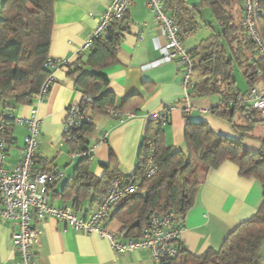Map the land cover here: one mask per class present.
Returning <instances> with one entry per match:
<instances>
[{
    "label": "crops",
    "instance_id": "1",
    "mask_svg": "<svg viewBox=\"0 0 264 264\" xmlns=\"http://www.w3.org/2000/svg\"><path fill=\"white\" fill-rule=\"evenodd\" d=\"M162 1L170 16L179 12L185 20H192L197 26H201L184 38L183 44L187 52L209 36V30L204 25L213 24L214 19L210 10L199 7L201 0ZM109 2L110 0H55L48 56L65 61L68 65L74 64L80 56L81 46L94 33ZM126 17L128 29L118 48L117 62L103 69L101 74L108 79L107 90L115 96L117 106L129 98L133 102L119 116L105 114L92 117L95 128L87 138L88 151L81 155L63 140L66 110L79 105L83 97L68 77L67 69H58L53 74L54 84L45 102L37 107L40 143L34 168L63 174L49 191L50 203L55 208L72 207L78 217L94 211L98 198L92 190L78 204L74 198L62 197L64 187L67 184L68 189L72 186L71 179L79 161L89 158V173L100 179L113 155L120 174L133 177L139 167V155L151 117L168 106H174L169 113V123L162 128L163 142L168 147L185 149L183 133L188 120L205 122L213 132L228 139H242L244 148L251 153H258L264 148V123L254 124L243 132L232 128L211 112L219 105L218 96L192 100V111L185 115L182 110L184 95L181 76L177 66L174 63L152 65L161 58L160 48L164 40L159 25L146 7V0H133ZM197 31H203L204 34L199 41L193 38ZM188 38L193 39H190L189 47L185 45ZM194 74L199 80L191 82L192 86L201 81L200 76ZM244 79L248 91V80L246 77ZM253 87L264 88V78L258 77ZM138 97L141 98V103L134 109L137 104L134 101ZM244 106L251 112L246 101ZM14 114L17 118H24L28 114V107L18 108ZM234 123L240 128L249 125L240 114L236 115ZM26 133L23 126L13 127L12 143L5 165L8 172H12L20 161ZM260 202L261 189L258 183L241 177L234 163L225 162L219 168L209 170L194 206L180 224L179 238L182 247L195 256L202 255L208 249L218 250L240 223L254 215ZM33 224L39 230L38 244L34 249L36 264H155L148 251L117 256L107 238L67 230L63 222L53 218L35 220ZM105 229L119 240H126L121 236L122 224L119 221L110 219ZM260 254L264 259V243ZM0 264H20L18 254L12 248V227L2 224Z\"/></svg>",
    "mask_w": 264,
    "mask_h": 264
},
{
    "label": "trees",
    "instance_id": "2",
    "mask_svg": "<svg viewBox=\"0 0 264 264\" xmlns=\"http://www.w3.org/2000/svg\"><path fill=\"white\" fill-rule=\"evenodd\" d=\"M54 1L0 0V113L15 117L18 108L30 106L49 73L44 69V63L50 49ZM199 7L210 10L214 22L204 25L209 36L188 52L194 59L192 75L197 73L201 78L199 83L190 86L188 97L192 102L218 96L219 105L211 110L212 114L238 131H248L250 126L264 121L256 120L237 99L244 100L256 79L264 78V57L257 55L252 44L245 43L241 0H201ZM171 17L182 41L188 33L201 28L192 20H185L179 12H174ZM126 21L125 16L124 22L112 24L104 38L96 39L90 51L68 66L67 75L75 89L82 94V99H89L92 104L88 121L71 131L73 151H88L87 138L95 128L94 115L108 114L107 110L122 113L133 102L129 98L117 106L115 96L107 90L108 79L101 74L103 69L117 62L118 48L128 29ZM258 25L264 38V0L260 4ZM235 69L248 80L250 89L245 93L236 88ZM139 99H135L134 109L140 105ZM237 114L249 122L248 127L235 125ZM183 137L184 150L168 147L163 142L162 128L154 120L149 122L139 155V167L135 175L128 178L141 177L149 143L155 146L157 172L143 179L137 192L126 197L110 219L122 224L124 239L137 238L147 226L150 214L164 216L172 212L175 227L181 228L180 224L194 206L207 172L231 162L238 167L241 177L255 180L261 189V202L254 215L240 223L218 250L208 249L195 256L182 247L176 258L161 264H262L264 148L251 153L244 148L242 139H228L216 134L202 121L187 120ZM119 173L113 155L100 179L89 173V158H82L71 179V188L68 189L67 184L61 195L74 198L76 204L90 190L100 197ZM56 182L49 184L48 191Z\"/></svg>",
    "mask_w": 264,
    "mask_h": 264
},
{
    "label": "built area",
    "instance_id": "3",
    "mask_svg": "<svg viewBox=\"0 0 264 264\" xmlns=\"http://www.w3.org/2000/svg\"><path fill=\"white\" fill-rule=\"evenodd\" d=\"M133 0H110L109 6L100 18L94 33L81 46L79 55L92 48L96 39L104 38L112 24L124 22L126 13ZM261 0H241V27L245 35V43L252 44L258 56L264 57V38L258 25ZM146 7L153 15L163 34V46L160 48L161 58L152 65L174 63L181 76L183 90V113L192 111L188 90L191 86V76L194 59L185 50L179 35V29L173 18L166 12L162 0H146ZM128 28V22L126 21ZM68 63L48 56L44 69L49 73L43 81L33 103L28 106V114L17 118L0 113V224L12 227V248L19 256L20 264H36L35 246L38 244L39 230L34 226L35 220L53 218L64 223L67 230L81 231L88 235H98L108 239L115 255L129 254L135 251H148L155 264H161L176 258L181 249V228L173 223L174 214L169 212L164 216L150 214L148 224L137 238L119 240L106 231V223L112 212L129 195L137 192L141 181L156 174L154 163L155 146L147 144V156L144 161L141 177L130 179L118 174L110 187L97 199V207L86 216L78 217L72 207L55 208L50 203L48 187L51 182L62 178V173H52L44 168L35 169L36 151L40 143L39 118L37 107L43 104L54 84L53 74L65 68ZM240 103L249 104V109L258 121H264V88H251ZM91 100L83 98L79 105L66 110L63 125L64 143L73 141L72 129L82 122L88 121ZM174 106H168L152 115V120L163 128L169 123V113ZM113 116L120 113L107 110ZM19 125L26 129L24 145L20 151V161L12 172L5 170L8 149L12 143L13 127ZM83 155V152H80Z\"/></svg>",
    "mask_w": 264,
    "mask_h": 264
},
{
    "label": "rangeland",
    "instance_id": "4",
    "mask_svg": "<svg viewBox=\"0 0 264 264\" xmlns=\"http://www.w3.org/2000/svg\"><path fill=\"white\" fill-rule=\"evenodd\" d=\"M203 37H204L203 31H197L193 38H194V40H198L199 41ZM190 39H192V38H188L187 40H185V45L188 46V47L191 45L190 44V41H191ZM234 78H235V81H236L237 89L239 91H241V92H245L247 90L248 86H247V84L245 82V79H244V77H243V75H242L240 70H238V69L234 70ZM198 80H199V77L196 74H193L192 77H191V82L195 83Z\"/></svg>",
    "mask_w": 264,
    "mask_h": 264
}]
</instances>
